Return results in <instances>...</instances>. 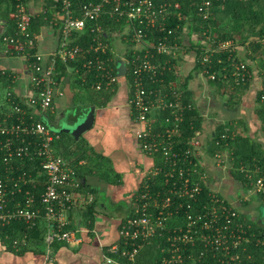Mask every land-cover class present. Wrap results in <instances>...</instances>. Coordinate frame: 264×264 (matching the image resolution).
Instances as JSON below:
<instances>
[{
  "label": "built area",
  "instance_id": "1",
  "mask_svg": "<svg viewBox=\"0 0 264 264\" xmlns=\"http://www.w3.org/2000/svg\"><path fill=\"white\" fill-rule=\"evenodd\" d=\"M13 1L9 16L14 33L2 35L0 41L5 54L28 62L29 93L5 92L10 106L0 116V226L19 221L33 227L43 222L46 259L51 257L53 243L79 240L67 214L89 204L92 195L81 191L74 169L55 151L60 133L42 120V115L52 107L54 94H62L57 88V64L74 62L82 53L83 75L93 74L92 90L113 92L121 83L126 85L137 148L146 155H163L161 164L144 170L133 193L132 213L121 220L118 242L108 248L104 261L135 264L140 248L157 242L153 264H264V225L242 215L234 202L220 193L202 156L214 134L203 143L200 127L188 136L186 147L177 142L184 136L180 129L184 111L192 105L183 104L176 79L165 80L167 71L174 76L177 71L165 55L170 54L179 64L189 46L187 52L195 57L197 47L189 44H198L200 37L198 31L188 33L190 20L178 10L179 5L169 0H41L38 14L48 9L47 25L56 37L55 48L42 53L35 48L36 35L29 31L33 12L26 0ZM192 5L196 17H210L211 0H192ZM172 18L179 34L171 40L173 30L167 24ZM84 30L89 37L83 47L75 38ZM206 38L204 61L217 50L234 49L231 40L216 43L211 36ZM119 60L125 65L123 75H117ZM208 75L214 78L215 73ZM0 76L15 77L1 66ZM234 76L236 82L250 76L244 62L235 65ZM166 108L170 116H161L160 111ZM225 132L229 128L221 134L222 140L227 137ZM225 149L210 153L213 167H233ZM237 168L247 189L264 205V161L240 162ZM41 180L42 190L37 194L36 184ZM22 243L24 238L14 239L12 246ZM117 255L126 262L119 261Z\"/></svg>",
  "mask_w": 264,
  "mask_h": 264
},
{
  "label": "crops",
  "instance_id": "2",
  "mask_svg": "<svg viewBox=\"0 0 264 264\" xmlns=\"http://www.w3.org/2000/svg\"><path fill=\"white\" fill-rule=\"evenodd\" d=\"M26 2L34 15L40 12L41 0ZM6 27L5 23H0V33ZM55 45L54 31L47 24L42 25L36 34V50L48 53ZM239 49L240 59L250 64L245 51L240 47ZM0 66L11 70L15 75L12 84H0V105L4 106V93L7 90L23 96L29 93L26 83L27 69L23 58L4 53L1 41ZM193 66L192 52H186L179 62L175 81L179 86L180 83H184L185 77L188 79L186 86L190 98L202 116L203 143L208 139H206L208 135L214 133L217 124L226 123L230 126L233 136H240L246 142L259 144L264 152V124L256 114L259 103L255 99L256 93L264 86L262 82L264 70L259 65L257 69L256 64L252 63L249 86L240 98L236 96L238 99L231 101L228 100V93L221 95L216 87H210L201 73L192 68ZM66 72V82L58 85V90L62 94H54L52 107L42 115V119L52 129L59 131L61 120L71 124L82 118L87 108L94 104L91 127L79 135L80 139L78 137L79 140L72 144L67 143L69 139L66 136H62V142L67 143L68 148L59 144L61 145L59 151L62 153L74 150L73 153H67L72 159L73 155L79 156L77 163L73 161L72 166L81 184V191L93 193L96 212L90 227L80 220V209L74 208L68 212L70 227L75 230L76 238L79 240L71 243H53L50 259H46L42 254L41 249L44 247L33 246L30 243L28 249L17 252L8 249L0 237V264H108L104 261V256L109 255L108 248L118 242L121 220L132 213L131 195L139 188L144 170L153 164V157L142 153L136 146L126 85L121 83L109 97H97L91 88H80L69 69ZM56 120L58 124L51 123ZM55 124L58 125L57 129L54 127ZM208 146L207 141L202 156L220 193L232 200L242 215L256 218L264 225V215L260 213L261 205L263 207L264 205L259 196L232 176L233 170H230V166L224 170L213 167ZM246 146L248 149V144ZM225 151L229 156L233 148H226Z\"/></svg>",
  "mask_w": 264,
  "mask_h": 264
},
{
  "label": "trees",
  "instance_id": "3",
  "mask_svg": "<svg viewBox=\"0 0 264 264\" xmlns=\"http://www.w3.org/2000/svg\"><path fill=\"white\" fill-rule=\"evenodd\" d=\"M171 4L177 3L179 5L178 10H180L183 14H186L189 17L190 23H189V29L188 33L191 34L194 31H198L200 37L198 44L190 43L189 45H192V47L196 46V55L193 57V63L194 66L192 67L194 70H197L199 73L203 75V77L206 79V83L210 87H216L218 91L223 95L224 93H228L229 97L228 100H235L240 98V95L243 94L245 89L249 86V82L252 78V63L257 66L258 65L261 69L264 70V0H211V15L207 19H201L200 17H196L195 11L192 5V0H169ZM14 6L13 0H0V23L6 24V29L0 33V40L2 35L4 34H12L14 33V27L13 23L11 21V18L9 14L11 13ZM51 13L48 12V9H46L45 13H40L33 15L30 20V34L32 36L36 35L41 28L42 25L47 24L46 18ZM193 20H196V22H191ZM175 19L172 18V21H168L167 26L169 28H172L173 32L169 35L171 40L173 36H176L179 34L178 30L175 28ZM226 23L234 24V29L227 30L225 29L224 25ZM247 30L246 34L242 33V27H244ZM110 30L114 29L113 25L107 26ZM191 31V32H190ZM236 34L239 35V42L238 44L240 46H236L237 49H233L232 51L227 50H217L209 55L208 61H204L202 59L203 55V46H205L208 39L206 37L211 36L215 42H221L226 40H231L232 42L235 41ZM160 36V34H157L156 37ZM88 32L87 30H84L78 37L75 38V43L80 46H86V42L88 41ZM216 43L214 45H216ZM239 47L242 48V50L245 51L247 59H249L250 64L246 60H241L239 56ZM36 48V47H35ZM234 48V45H233ZM190 50V47L188 46L185 51L187 52ZM34 48H31L30 52H33ZM184 51V52H185ZM160 60H163V56L159 57ZM165 59L172 61L171 64L175 63V69L176 75L178 74V68L176 67L177 62L176 60L169 54L165 55ZM256 59L258 61L256 62ZM84 61V57L82 53L78 54L76 56V59L74 62H69L67 65H63L58 63L57 64V72H58V85L61 84V82L64 81V83L67 80V70L70 69V72L73 74L74 81L78 83L80 88L82 89H88L91 88L90 85L93 81V74L92 73H86L83 75V69H82V62ZM238 61H242L245 64V69L247 72H249L250 76L245 77L243 80L235 81L234 71H235V65L238 63ZM115 60H113V63ZM28 62H26V68H28ZM179 65V64H178ZM2 67V66H1ZM77 69V71H75ZM11 72V75L15 76L14 73ZM260 71V70H258ZM214 72V78H210L208 73ZM82 74V76H81ZM165 80H174L176 79V76L171 75L169 71L165 73ZM264 77V74H262ZM81 76V77H80ZM178 76V75H177ZM14 77L9 76H0V84H12V80ZM82 78V79H81ZM187 77H185L184 83H180L178 86L179 92L183 95L184 101L183 104L186 105V103H190L192 107L190 109H186L183 114V120L181 121L180 129L182 131V138H178L177 142L179 145H182L183 147H186V139L188 136L196 129L201 127L202 122V116L197 111L195 104L190 98L189 91L186 86ZM263 85H264V78H263ZM57 85V88H58ZM96 92L97 97H109V95L112 94L110 91H94ZM14 93V94H13ZM13 95H18L15 92H13ZM264 95V86L256 93V101L259 103V106L257 107L256 114L261 120V122L264 124V99H261V96ZM237 96V97H236ZM236 97V98H234ZM17 98V97H15ZM4 106L0 105V116L5 114L9 110V101L5 97L4 93ZM94 105V104H93ZM161 116H170L169 108H166L165 110L160 111ZM43 120V119H42ZM198 128H197V127ZM225 128H229V132H225L227 137L225 139H221L220 136L224 132ZM192 129V130H191ZM230 132L232 130L230 129V126H228L226 123H220L217 124L214 128V141L211 143L209 149L212 153L215 150H220L224 148H233L232 154L229 155L233 167L231 168L233 170L232 176L241 181V183L246 185L245 178L243 177V174L238 170L237 166L238 163H249L253 162L255 159L259 161H264V152L260 148L259 144H256L254 142H246L242 137L240 136H231ZM60 136L59 139L55 142V151L59 153L73 168V161L77 163L78 157L73 155V159L71 158L69 153H73L74 150H67L66 152L58 151L59 146H64V148H68L67 143L72 144L77 142L79 139H74L69 133H65L62 131H59ZM62 136H66L69 141L65 144V142H62ZM215 140H219V144H216ZM61 144V145H59ZM246 144H248V149ZM162 153L156 152L152 155L153 157V164L158 165L162 163ZM74 169V168H73ZM230 169V170H231ZM75 171V169H74ZM3 172V166L2 162L0 160V174ZM76 176V172H75ZM77 178V176H76ZM40 182H37L36 184V193H40L42 190V184ZM117 182V181H116ZM81 185V184H80ZM153 188H156L153 187ZM94 192V190H93ZM92 195V201L89 204H86L82 207H79L78 209L81 210L80 212V220H82V223L86 225L87 227H90V224L92 223L94 212L95 210V202H94V195L91 192ZM202 197V195L200 196ZM131 199H133V194L131 195ZM133 203V202H132ZM253 227H255L254 224H252ZM44 224L43 222L37 223L33 227H27L24 223L19 221H13L9 224L0 226V237L5 241L6 247L10 250H16L17 252H22L28 247H30V243L33 244V246H41L44 247ZM24 238V243L19 244L18 246H12V242L14 239H22ZM31 241V242H30ZM56 243V242H55ZM156 244L157 242H152L149 244H145L140 250L138 251L136 255L135 264H153L155 261L156 256ZM42 254H44L45 248L41 249ZM112 257H116V255L111 254ZM117 258L119 261L125 263L126 260L122 256H118Z\"/></svg>",
  "mask_w": 264,
  "mask_h": 264
},
{
  "label": "water",
  "instance_id": "4",
  "mask_svg": "<svg viewBox=\"0 0 264 264\" xmlns=\"http://www.w3.org/2000/svg\"><path fill=\"white\" fill-rule=\"evenodd\" d=\"M125 73V65L122 60L118 61L117 65V75H123ZM95 106L91 105L84 112L82 118L73 121L71 124L66 123V121H60L59 131L69 133L74 139H78L84 131L91 127L93 122Z\"/></svg>",
  "mask_w": 264,
  "mask_h": 264
},
{
  "label": "rangeland",
  "instance_id": "5",
  "mask_svg": "<svg viewBox=\"0 0 264 264\" xmlns=\"http://www.w3.org/2000/svg\"><path fill=\"white\" fill-rule=\"evenodd\" d=\"M224 27H225V29H227V30H230V29H234V24H231V23H226L225 25H224ZM242 30V33L243 34H246V32H247V30L245 29V25H244V27H242L241 28ZM112 40H115L114 39V37H112ZM239 40H240V38H239V35L238 34H236V36H235V41H234V49H237L236 48V46H240L239 44H238V42H239ZM240 51H239V54L241 53V49H239ZM258 61V59H256V62ZM205 80V79H204ZM92 92H93V90H91ZM51 123H57L58 124V122H57V120L55 121V122H51ZM57 124H55V128L57 129L58 128V125ZM70 139V138H69ZM58 151H59V149H58ZM260 210H261V215H264V207L261 205V208H260Z\"/></svg>",
  "mask_w": 264,
  "mask_h": 264
},
{
  "label": "bare ground",
  "instance_id": "6",
  "mask_svg": "<svg viewBox=\"0 0 264 264\" xmlns=\"http://www.w3.org/2000/svg\"><path fill=\"white\" fill-rule=\"evenodd\" d=\"M197 127V126H196ZM198 128V127H197ZM192 130V129H191Z\"/></svg>",
  "mask_w": 264,
  "mask_h": 264
}]
</instances>
